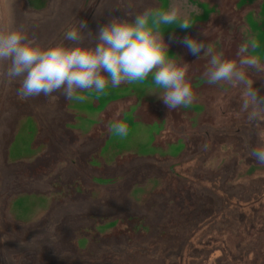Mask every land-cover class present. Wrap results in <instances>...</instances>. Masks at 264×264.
<instances>
[{
	"label": "rangeland",
	"instance_id": "1",
	"mask_svg": "<svg viewBox=\"0 0 264 264\" xmlns=\"http://www.w3.org/2000/svg\"><path fill=\"white\" fill-rule=\"evenodd\" d=\"M145 1L16 0L15 22L44 46H71L65 34L81 21L95 36L112 18L133 20L142 13L134 5ZM182 1L205 12L216 8L214 20L190 35L210 44L212 54L236 59L238 47L255 40L251 54L264 62V0ZM5 22L0 0V25ZM91 41L84 36L83 43ZM174 47L177 62L188 64L194 102L172 111L162 100L147 105L165 120L162 129L134 123L123 103L97 118L91 100L72 127L87 133L101 125L89 143L95 154H64L71 159L64 166L26 161L54 144L68 152L76 144L56 129L67 99L62 92L21 99L19 83L9 84L7 64L0 63V264H264V164L249 155L264 147V117L249 122L240 112L241 90L207 83L209 54H190L183 39ZM249 76L264 95V74ZM144 82L154 84L152 76ZM138 87L114 88L120 92L113 99H135ZM90 98L100 102L102 95ZM76 105L70 101L69 109ZM145 108L135 118H150ZM123 114L127 136L107 139L103 124ZM158 134L152 147L147 139Z\"/></svg>",
	"mask_w": 264,
	"mask_h": 264
},
{
	"label": "clouds",
	"instance_id": "2",
	"mask_svg": "<svg viewBox=\"0 0 264 264\" xmlns=\"http://www.w3.org/2000/svg\"><path fill=\"white\" fill-rule=\"evenodd\" d=\"M16 0H5L6 22L0 25V63H6L4 75L9 84L18 82L17 95L27 100L40 95L51 96L62 92L70 101L83 103L89 99L82 92L104 94L109 87L121 84L141 83L150 75L157 94L172 111L188 107L195 95L187 79L188 64L179 63L169 55V46L164 40L162 26L179 21L183 30L193 23L174 4L168 10L154 13L145 9L133 20L112 18L99 26L95 36L85 32L86 24L81 21L78 29L66 32L64 43L44 46L15 22ZM207 36V33H203ZM90 35L91 43H83ZM183 44L190 54L201 52L210 55L203 75L210 85L226 83L241 90L240 112L246 114L249 122L264 117V95L253 87L249 71L264 74V62L251 54L256 41L242 44L236 52V59L225 58L223 53L212 54L210 44L191 36L183 38ZM264 78V76H261ZM110 132L119 137L128 134L123 122L113 123ZM257 163L264 164V147H253L249 153Z\"/></svg>",
	"mask_w": 264,
	"mask_h": 264
},
{
	"label": "crops",
	"instance_id": "3",
	"mask_svg": "<svg viewBox=\"0 0 264 264\" xmlns=\"http://www.w3.org/2000/svg\"><path fill=\"white\" fill-rule=\"evenodd\" d=\"M198 2H200V1H198ZM201 3L206 4L204 2H201ZM207 8L209 9L210 12L204 13L205 16L209 17V19L207 21H203L206 23L205 25H204V23H201L200 20L198 21V20L194 19L193 22H195V23L192 24V26L189 29L183 30L178 25V23H179V21H178L177 23L172 24L173 26L171 27V30L169 31V33H166V32L163 33L164 40L169 46V55L174 56L173 57L174 59H176V56H177V50L174 47L175 45H177V42H179L185 36H190L192 33L197 31L198 29L204 28V26H207V23L212 22L214 20L215 13H212L213 11L211 10V6H209ZM215 12H216V10H215ZM187 18L189 19L188 15H187ZM183 19H184V16H183V18L181 17V20H183ZM189 21H190V19H189ZM162 30H163V27H161V31ZM149 77H151V75ZM136 84L139 85V87H138L139 93H137L138 96L134 97L135 99H130L131 97L121 98L120 96H119L120 97L119 99H113L115 97L117 98V92L119 90V89L115 90L114 88L110 89V91H105L104 94H100V95H102V99L100 102L90 98V94L92 92L79 93L81 95L88 96L89 99L83 103L78 102V105H76L77 107H75L71 110L72 111L71 119L66 118V120H67L66 123L68 122V124H70L69 128H67L68 125L65 123L62 124V126H60V128L56 127V129L59 130V132L62 136L64 135V136L69 137V135H71V136L75 137V140H76V144L74 145V147H72V150L69 151V153L62 152V148L59 149V147H58V150L54 152V154H60V157H58L57 159L59 160V163H61V166L67 165V163H68V161L66 160V158L62 154H90L89 159L91 158L92 154H95V150H94L95 147L93 146L91 148L89 143L91 144V143L95 142L94 138H95V133H96L97 127H99L101 125H99V124L94 125V127L91 129V131H89L87 133H84L82 129H79V128L76 129L75 127H72V126L77 125L76 119H78V117H80L78 110L84 109V108L87 109V107H84V104H86L87 102H89L91 100L93 101V105L90 107V109L100 110L99 114L97 115V118L103 116L107 111H109V108L111 106L123 103L128 108L127 114H131V116H133L134 123L142 125L144 127H159L162 129L166 128V122L163 119L161 120L160 114L157 111H154L155 110L154 108L150 109V107H153V105L156 102L161 101V99L159 98V96L157 94H152V92L156 91L154 84H147V82L143 81L141 83L121 84L117 88H121L124 85H126V88H130V87L135 86ZM119 92H120V90H119ZM103 95H105V96H103ZM145 98L147 99V101L145 100ZM69 103H70V100H69V102H67V104H69ZM147 105H151V106L149 108H145V107H147ZM131 107H133L132 110H130ZM142 108L150 110V118H145V119L142 117L141 118L140 117L135 118L133 112L137 116L138 115L137 113H139V110H141ZM84 117L87 118L86 116H84ZM123 119H124V114L115 123L122 122ZM89 122H91V121H89ZM103 126L106 127V129L108 127L110 128L111 122L104 123ZM163 131L164 130H162L160 134H162ZM59 132L56 131L57 135H59ZM160 134L151 135L150 137L148 136L149 138L147 139V141H152V147H154V143H156L158 141ZM106 136H107V139H109L111 136V132H108ZM100 137H102V134L97 135L98 142L101 141ZM181 137L184 138L183 135ZM181 137H178V139L175 142H181ZM216 138H217V136L214 139H216ZM81 143H82V146H81ZM64 145H66V144H64ZM104 145H105V142H104ZM80 146H81V150L79 149ZM64 148L66 149L67 146H64ZM74 148H75L76 152H73ZM182 148H183V146L178 148V150L181 151ZM31 149H34V148L32 147ZM46 150L47 151L44 154L43 153L42 154H39V153L35 154L32 157L28 158L31 160L26 161V162H33L35 160L36 161L37 160H44V158H45V160H47L48 158H51L50 154H52V153L49 151V149L46 148ZM36 161L33 162V164L32 163L26 164V166L30 167V166L34 165V164H36Z\"/></svg>",
	"mask_w": 264,
	"mask_h": 264
},
{
	"label": "flooded vegetation",
	"instance_id": "4",
	"mask_svg": "<svg viewBox=\"0 0 264 264\" xmlns=\"http://www.w3.org/2000/svg\"><path fill=\"white\" fill-rule=\"evenodd\" d=\"M145 1V0H144ZM149 2H150V5H149V3L148 2H143V4L142 5H134V8H133V10L134 11H137V13L139 12H143L145 9H151L153 12H157L158 10H168L169 8H171L174 4H176V5H178L179 6V8H180V11H181V13H182V18H183V16H187L188 15V17H189V19H190V22L191 23H195V22H193L194 21V17H196L197 15H200L201 13L202 14H204V13H206L205 12V10H203V9H201L200 7H198V6H200V5H198V6H195L194 4H190L188 1H182V0H148ZM199 1V0H198ZM158 2V3H157ZM239 2V1H238ZM134 3H136L135 1L134 2H132L131 4H134ZM140 3H142V2H140ZM208 5V4H207ZM210 6V5H209ZM207 7V6H206ZM211 8H214L213 6H211ZM215 10H216V8H214ZM206 10H208V8L206 9ZM212 10V9H211ZM216 16V15H215ZM211 22H209V23H207V25L208 24H210ZM206 23L204 22V25H205ZM170 27H172L173 25H169ZM162 27H164V26H162ZM205 27V26H204ZM165 28L166 27H164V29L162 30V31H164V32H166V33H169V31L171 30V29H169V30H167V31H165ZM199 30V29H198ZM244 42H245V40H244ZM176 60H177V56H176ZM68 102H69V100H68ZM66 108L67 109H65V114H64V116L62 117V121H61V123L59 122H56V127L57 128H60V126H62V124H67L68 126H67V128H69V126H70V124H68V122L66 123V118H68V119H71V115H72V109H69V104H67L66 105ZM103 128H104V126H103ZM64 136V135H63ZM64 137H66V136H64ZM94 138V137H93ZM94 140H95V138H94ZM106 143V142H105ZM180 147H182L181 145L178 147V148H180ZM64 150H62V152H65V153H69L64 147H62ZM95 150V149H94ZM178 154V153H177Z\"/></svg>",
	"mask_w": 264,
	"mask_h": 264
},
{
	"label": "trees",
	"instance_id": "5",
	"mask_svg": "<svg viewBox=\"0 0 264 264\" xmlns=\"http://www.w3.org/2000/svg\"><path fill=\"white\" fill-rule=\"evenodd\" d=\"M245 40V39H244ZM67 102H68V100H67ZM66 105H67V103H66ZM66 105L64 106V112H62V115L64 116V114H65V109H66ZM49 147H51L50 145H49ZM58 150V147H55V144L53 145V147H52V150H51V152L52 153H54L55 151H57ZM63 156H65L64 154H63ZM93 155H91V157H92ZM50 157L51 158H48L46 161H49V163H51V160H54L55 161V163L56 162H59V160L57 159L58 157H60V154H50ZM66 157V159H67V156H65ZM69 160H71L70 158H68L67 159V161H69ZM69 163V162H68ZM72 165V164H71Z\"/></svg>",
	"mask_w": 264,
	"mask_h": 264
}]
</instances>
